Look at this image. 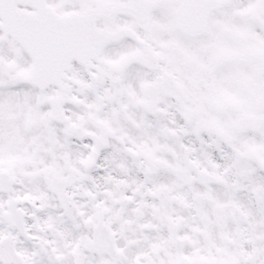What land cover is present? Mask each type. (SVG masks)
I'll list each match as a JSON object with an SVG mask.
<instances>
[{
	"label": "snow or ice",
	"instance_id": "snow-or-ice-1",
	"mask_svg": "<svg viewBox=\"0 0 264 264\" xmlns=\"http://www.w3.org/2000/svg\"><path fill=\"white\" fill-rule=\"evenodd\" d=\"M0 264H264V0H0Z\"/></svg>",
	"mask_w": 264,
	"mask_h": 264
}]
</instances>
